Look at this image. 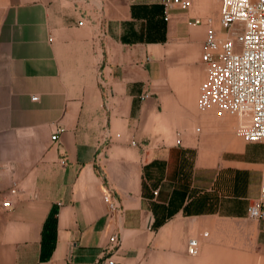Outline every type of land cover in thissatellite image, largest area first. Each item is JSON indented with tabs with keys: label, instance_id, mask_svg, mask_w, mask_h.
<instances>
[{
	"label": "crops",
	"instance_id": "obj_1",
	"mask_svg": "<svg viewBox=\"0 0 264 264\" xmlns=\"http://www.w3.org/2000/svg\"><path fill=\"white\" fill-rule=\"evenodd\" d=\"M102 2L80 25L75 0H0V196L24 190L0 208V264H264L249 142L198 111L207 26L187 18L209 1L168 20L166 0Z\"/></svg>",
	"mask_w": 264,
	"mask_h": 264
},
{
	"label": "built area",
	"instance_id": "obj_2",
	"mask_svg": "<svg viewBox=\"0 0 264 264\" xmlns=\"http://www.w3.org/2000/svg\"><path fill=\"white\" fill-rule=\"evenodd\" d=\"M75 7L80 13L78 24L83 25L86 21L97 23L103 2L75 0ZM193 7V0H166L164 19H169L173 8L187 11ZM187 23L207 26L201 54L206 71L199 85L198 108L213 110L218 116H239L236 135L248 142L264 143V0H220L217 20L210 14H197L189 16ZM32 98L37 99L38 96ZM58 131L53 132L52 140L57 139ZM132 144L136 142L132 140ZM261 178L259 196L247 207V216L254 220L264 218V167ZM23 191L19 183L13 181L10 194L0 196V208H11L13 198ZM111 191L107 190L103 201L110 216L119 224L123 209ZM116 238L117 234H112L110 241L114 242ZM187 251L191 255L199 253L196 237L189 239ZM96 264H113V260L106 257Z\"/></svg>",
	"mask_w": 264,
	"mask_h": 264
},
{
	"label": "rangeland",
	"instance_id": "obj_3",
	"mask_svg": "<svg viewBox=\"0 0 264 264\" xmlns=\"http://www.w3.org/2000/svg\"><path fill=\"white\" fill-rule=\"evenodd\" d=\"M211 14L215 20L218 18L217 11L219 10L220 0H208ZM196 3L194 2V6ZM218 8V9H217ZM207 9V8H204ZM217 9V11H216ZM199 114L206 113L212 115L214 122L223 123L226 127H229L230 132L238 137L235 133V126L237 125L238 121L240 120L239 116H232V115H224L218 116L213 110H200L198 109ZM222 124V125H223ZM196 125H201V122H198ZM240 138V137H238ZM245 158L250 160L251 163H255V167L250 168V170H245V174H243L246 178H261V169L260 165L264 163V143L259 141L249 142L245 148ZM259 179H257L258 181ZM258 183L252 184L251 188L249 187L248 191L250 194L256 189ZM252 201V200H251Z\"/></svg>",
	"mask_w": 264,
	"mask_h": 264
}]
</instances>
